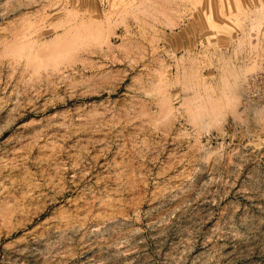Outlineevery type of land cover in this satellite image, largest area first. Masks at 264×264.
I'll use <instances>...</instances> for the list:
<instances>
[{
    "label": "rangeland",
    "instance_id": "rangeland-1",
    "mask_svg": "<svg viewBox=\"0 0 264 264\" xmlns=\"http://www.w3.org/2000/svg\"><path fill=\"white\" fill-rule=\"evenodd\" d=\"M114 249L264 264V0H0V264Z\"/></svg>",
    "mask_w": 264,
    "mask_h": 264
},
{
    "label": "bare ground",
    "instance_id": "bare-ground-1",
    "mask_svg": "<svg viewBox=\"0 0 264 264\" xmlns=\"http://www.w3.org/2000/svg\"><path fill=\"white\" fill-rule=\"evenodd\" d=\"M98 124V123H97ZM61 129H64V132L67 134V128L69 127V124L68 123H66V122H62L61 123ZM65 133L63 134V135H65ZM69 133V132H68ZM69 135V134H68ZM66 136V135H65ZM118 179H120L118 176H116V177H114V183H116V182H118L119 180ZM117 184V183H116ZM20 210V208L19 207H17V208H15L13 211H12V213L13 214H16V212H18ZM121 222H122V220H120V219H116L115 217H108L107 219H105L104 220V224L106 225V230L107 231H110V233H112L114 230H115V228L119 225V224H121ZM73 229L74 228H70L69 229V231H73ZM112 231V232H111ZM93 232V234H94V232H96L95 230L94 231H92ZM97 233H99V231L97 232ZM96 233V234H97ZM112 252H114V253H112L113 254V257L114 258H111V260H113L114 259V261L111 263V264H127V263H125L126 262V258H125V255H124V253L122 252V250L120 251L119 249L118 250H116V249H114ZM111 254V255H112ZM110 255V256H111ZM100 257H103L102 255L100 256ZM99 257V258H100ZM112 257V256H111ZM103 258H105V257H103ZM103 258H101V259H99L100 261L103 259ZM90 260H92V259H90ZM90 260H89V262H90ZM92 261H94V260H92ZM94 262H96V260L94 261ZM89 264H93L92 262H90Z\"/></svg>",
    "mask_w": 264,
    "mask_h": 264
}]
</instances>
